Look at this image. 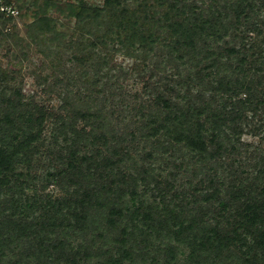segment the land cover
I'll return each mask as SVG.
<instances>
[{
	"label": "trees",
	"instance_id": "1",
	"mask_svg": "<svg viewBox=\"0 0 264 264\" xmlns=\"http://www.w3.org/2000/svg\"><path fill=\"white\" fill-rule=\"evenodd\" d=\"M23 2L0 46L20 63L40 40L75 91L53 111L0 65V264H264V148L240 142L264 141V0ZM116 53L151 60L146 98L125 100Z\"/></svg>",
	"mask_w": 264,
	"mask_h": 264
},
{
	"label": "rangeland",
	"instance_id": "2",
	"mask_svg": "<svg viewBox=\"0 0 264 264\" xmlns=\"http://www.w3.org/2000/svg\"><path fill=\"white\" fill-rule=\"evenodd\" d=\"M23 6H26L27 4L31 3V0H23ZM42 0H39L41 2ZM54 1L58 6H63L67 2H75L76 0H51ZM82 2H85L87 4L91 5H100L101 0H82ZM19 10V9H18ZM19 12L16 17H13V21L8 23L6 25V31H10L12 27H15V30L17 31V34L19 36L24 37L25 36V30H24V23L30 21L29 15H26L23 18L19 17ZM47 15L53 16V17H61V14H59V11L53 10L51 8H48L46 10ZM72 21L69 22V25H71ZM38 48H42V45L40 44V40L38 41V44L33 43L32 41L29 43L27 50V57L21 61L20 63H17V50L14 46H9L6 43H3L0 46V65L2 67H9L11 69H19V72L16 76L17 82H21V88L22 92L25 95H30V97L35 100L39 104L49 105V107L56 111L58 105L61 103V97H64V94L67 90H71V92H66L68 96H72L73 91L75 89L71 87L70 85L67 86V89H64L62 91H58L59 88L54 86V79L52 78V70L48 69L44 66L42 56L40 52L37 50ZM151 60H149L150 62ZM148 61L146 63V67H143L142 63L137 62L136 60L121 55V54H114L109 61V67L112 69V75L118 76V82L120 83L122 87V91L126 101H132L131 95L136 96V100L139 101L142 98H146L145 95L142 93V87L141 83L142 80L146 78L149 75V68L150 64ZM132 68H135V71H132ZM123 70V71H122ZM107 82V81H106ZM52 85L53 90L52 92H45V87L47 85ZM114 83L112 80L108 81L107 83H99V89L100 93L97 95L99 99H102L103 97H106L107 102H105L104 106L106 111H109L110 108L111 111H113V118L115 115L118 114V111L120 110V106L116 104H111L112 102H115L113 99L114 96H111L110 91L112 90V86ZM58 88V89H57ZM60 93L59 97H57L56 92ZM64 93V94H63ZM129 99V100H128ZM117 103V101H116ZM131 103H134L133 101ZM112 105V106H111ZM49 129L48 127L44 129L43 135L47 137L49 135L48 133ZM260 136H251L249 134H243L240 137V142L242 143H249L248 149H252L253 146H256L259 144L260 147L264 148V141H262ZM187 160V159H186ZM52 161L45 159L44 157L40 159L39 166L32 170V172H35V174L40 175L42 174L45 169H49L51 166ZM178 182H184L185 177L181 178V176L177 177ZM53 187L51 185L48 186L46 190L51 191ZM54 192H58L57 190H52Z\"/></svg>",
	"mask_w": 264,
	"mask_h": 264
},
{
	"label": "built area",
	"instance_id": "3",
	"mask_svg": "<svg viewBox=\"0 0 264 264\" xmlns=\"http://www.w3.org/2000/svg\"><path fill=\"white\" fill-rule=\"evenodd\" d=\"M0 15L3 17H16L18 15L14 0H0Z\"/></svg>",
	"mask_w": 264,
	"mask_h": 264
}]
</instances>
